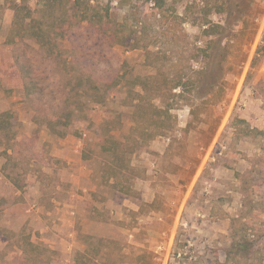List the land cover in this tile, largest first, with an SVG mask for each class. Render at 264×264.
Listing matches in <instances>:
<instances>
[{
    "label": "rangeland",
    "instance_id": "obj_1",
    "mask_svg": "<svg viewBox=\"0 0 264 264\" xmlns=\"http://www.w3.org/2000/svg\"><path fill=\"white\" fill-rule=\"evenodd\" d=\"M155 2L0 0V264H224L241 217L262 255L238 264H264V0ZM161 73L192 86L144 93ZM138 94L172 127L129 156L125 194L97 145L130 133Z\"/></svg>",
    "mask_w": 264,
    "mask_h": 264
},
{
    "label": "trees",
    "instance_id": "obj_2",
    "mask_svg": "<svg viewBox=\"0 0 264 264\" xmlns=\"http://www.w3.org/2000/svg\"><path fill=\"white\" fill-rule=\"evenodd\" d=\"M55 0H45V3H52ZM156 1V8H160L163 4V0ZM17 6H14L15 16L14 22L18 19ZM177 15L164 17L165 23L170 20L168 29H172L173 23L177 21ZM170 18V19H168ZM201 25L205 26L203 28V33L205 35H213L217 33L220 29V24L212 23L207 18V12L203 14ZM242 28V27H241ZM36 36L40 41L48 43L49 36L45 33V29L42 27L37 28ZM241 37L244 35V30L240 31ZM254 32L250 34V38L253 36ZM141 89L144 93L150 92L154 96L161 99H165L166 102L169 98H173L175 95L172 91L179 88L181 91L189 89L192 83L182 76V74H177V76H166L164 73L159 75L147 77L140 80ZM220 87L218 89L209 92L207 98L202 101L203 104L215 103L217 99L221 97ZM143 94H138V100L135 104V108L138 111H144L142 114H137L134 117V123L132 130L123 140H116L113 136L104 138L100 144L97 145L98 149L109 156L104 165L103 174H107L108 178L113 179V185L118 186V189L125 194H133L131 189L130 179L135 175L134 168L130 164L129 156L135 152V150L147 144L156 135H161L166 133L172 127V115L170 114V105L167 104L163 107L157 108L155 105H145ZM197 107H191L190 114L196 120L198 119ZM63 124L69 123V117H67L62 122ZM192 122H188L187 128L190 127ZM11 122H10V112L2 111L0 112V132L3 133L5 140L9 141L11 133ZM258 133H263L258 131ZM242 218V217H241ZM240 218V219H241ZM239 218H232V240L229 246L225 249V262L224 264H238L239 258H261L262 251L258 248H254V241L251 238L253 234L250 233V228L244 223L240 222ZM259 237L261 236L258 233ZM85 241L88 244L92 237L90 235H85ZM101 246L104 245V239H98ZM99 249H97L96 254L98 255ZM87 257L86 250L82 252L74 253L71 256V264H80L83 258Z\"/></svg>",
    "mask_w": 264,
    "mask_h": 264
}]
</instances>
